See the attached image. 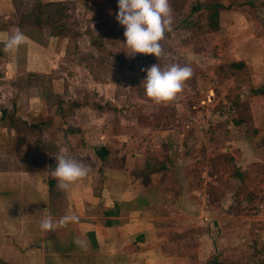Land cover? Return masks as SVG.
<instances>
[{
    "label": "rangeland",
    "instance_id": "obj_1",
    "mask_svg": "<svg viewBox=\"0 0 264 264\" xmlns=\"http://www.w3.org/2000/svg\"><path fill=\"white\" fill-rule=\"evenodd\" d=\"M199 2L228 3L169 0L172 31L165 33L162 55L156 58L129 56L125 29L116 19L118 0H12L13 13L0 16V29L7 28L11 34L19 29L26 37V44L18 48L21 67L13 66L20 75L14 83L20 121L14 127L19 135L15 150L25 154V168L50 169L53 165L47 159L52 152L73 158L75 146L64 141L74 134L68 129L81 126L85 139L101 140L96 138L98 132L117 136L115 152L141 154L153 169L165 161V152L186 153L192 157L184 160L188 168H206L208 173L233 179L230 218L214 236L219 263L264 264V222L254 212V205L264 202V130L255 136L250 125V106L264 105V100L253 99L256 86L251 84L250 66L230 67L233 49L227 48L228 39L209 31L208 13L202 10L190 16ZM185 19L194 26H182ZM25 48L32 62L26 70L36 73L26 79ZM254 50L246 48L245 53L254 57ZM256 56L264 60L262 53ZM154 64L162 70L173 64L192 69L183 91L170 103L157 105L145 94V70ZM0 71L9 103L12 73L8 67ZM33 102L38 108L31 112ZM31 114L37 118L31 120ZM52 118L58 120L53 124ZM237 120L245 125L236 127L233 121ZM34 140L37 149L31 144ZM243 141L259 148V159L248 160L239 145ZM35 151L37 159L31 160L29 153ZM83 258L73 256L72 262L92 263Z\"/></svg>",
    "mask_w": 264,
    "mask_h": 264
},
{
    "label": "crops",
    "instance_id": "obj_2",
    "mask_svg": "<svg viewBox=\"0 0 264 264\" xmlns=\"http://www.w3.org/2000/svg\"><path fill=\"white\" fill-rule=\"evenodd\" d=\"M226 1V5L221 3L224 8L219 12L218 30L212 33L229 40L227 48L233 49L230 62L250 66L251 84L255 89L264 88V60L256 56L258 52L264 55V0ZM13 9L12 0H0V16L12 14ZM10 35L7 28L0 29V68L8 67L12 73L8 103L5 93H10L2 87L5 81L0 71V264H75L73 256L92 260L77 264H206L213 258L214 236L230 218L233 179L208 173L206 168H188L184 160L192 157L186 153L165 152V161L153 169L141 154L115 152L117 136L98 132L96 138L101 140L85 139V130L78 126L64 142L75 146L73 159L89 168L86 178L61 190L52 175L59 157L54 152L47 159L53 165L50 169L23 166L25 154L15 150L19 135L14 127L20 121L14 83L20 75L13 67L17 63V68L21 67L22 58L19 49L5 52ZM246 48H255L254 57L247 56ZM25 57L23 70L32 63L27 49ZM27 72L24 79L36 74L32 69ZM253 99L264 100V95ZM29 106L31 112L38 108L34 102ZM250 113L253 135H261L264 105H251ZM233 123L245 125L243 120ZM244 141L239 145L248 160L259 159V148L244 145ZM31 144L37 149L36 140ZM101 148L105 149L102 160L96 153ZM29 156L36 160V151ZM46 208L55 221L65 215L78 219L43 232L40 221Z\"/></svg>",
    "mask_w": 264,
    "mask_h": 264
},
{
    "label": "clouds",
    "instance_id": "obj_3",
    "mask_svg": "<svg viewBox=\"0 0 264 264\" xmlns=\"http://www.w3.org/2000/svg\"><path fill=\"white\" fill-rule=\"evenodd\" d=\"M118 9L116 19L125 29L124 45L129 50V56L134 57L139 53L159 58L163 51L161 41L166 32L172 31L173 20L169 0H118ZM25 40V35L16 29L6 39L5 52L14 53ZM145 71L146 79L143 81L145 94L157 105L174 101L183 91L185 82L192 76L190 67L176 64L164 70L154 64ZM56 161L52 175L61 190H69L88 175L89 168L76 159L59 156L56 157ZM43 213L40 229L46 233L78 219L74 215H65L55 221L47 208Z\"/></svg>",
    "mask_w": 264,
    "mask_h": 264
},
{
    "label": "trees",
    "instance_id": "obj_4",
    "mask_svg": "<svg viewBox=\"0 0 264 264\" xmlns=\"http://www.w3.org/2000/svg\"><path fill=\"white\" fill-rule=\"evenodd\" d=\"M224 8V6L221 3H212L209 5L203 4V3H198L196 6L192 7L190 10V16L194 15L202 10H205L208 13V20H209V31L214 32L216 30H218V26H219V12L220 9ZM191 20L190 19H185L183 21H181L182 26H194V24L190 23ZM145 57H140L138 58L139 60H143ZM230 67L233 69H238V70H242L245 69V64L240 62V63H230ZM251 93L253 95H264V88H258V89H252ZM67 130V129H66ZM77 129H68L67 133L69 134H73L75 132H77ZM105 149L101 148L99 150L96 151L97 156L102 160L103 157V151ZM236 178L240 177V173L235 175ZM206 264H220L218 259H217V255H214L213 258L209 259Z\"/></svg>",
    "mask_w": 264,
    "mask_h": 264
},
{
    "label": "built area",
    "instance_id": "obj_5",
    "mask_svg": "<svg viewBox=\"0 0 264 264\" xmlns=\"http://www.w3.org/2000/svg\"><path fill=\"white\" fill-rule=\"evenodd\" d=\"M255 207V213H257V216L260 217V220L264 222V202H258Z\"/></svg>",
    "mask_w": 264,
    "mask_h": 264
},
{
    "label": "water",
    "instance_id": "obj_6",
    "mask_svg": "<svg viewBox=\"0 0 264 264\" xmlns=\"http://www.w3.org/2000/svg\"><path fill=\"white\" fill-rule=\"evenodd\" d=\"M213 226H214L216 229H218V228H217V223H216V222H213Z\"/></svg>",
    "mask_w": 264,
    "mask_h": 264
}]
</instances>
